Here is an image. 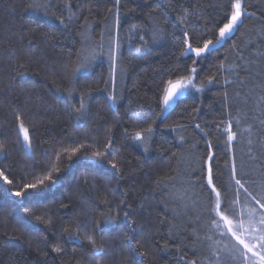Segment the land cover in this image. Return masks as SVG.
Instances as JSON below:
<instances>
[{
    "label": "trees",
    "instance_id": "obj_1",
    "mask_svg": "<svg viewBox=\"0 0 264 264\" xmlns=\"http://www.w3.org/2000/svg\"><path fill=\"white\" fill-rule=\"evenodd\" d=\"M125 2L129 7L133 6L132 0ZM28 3L29 0H0V145L6 146L8 152L6 156H0V168L6 172L10 170L19 181L26 172L38 173L48 157L64 146L92 144L93 139L103 143L106 129L113 125H116L113 127L114 147L118 149L115 155L121 167L119 173H115L106 160L93 162L79 154L70 161L62 158L59 175L63 179L60 183L19 207L14 202L19 198L11 197L3 190L12 186L4 184L0 188V264H34V261L41 264H121L122 257L128 255L127 246L122 240L123 233L127 231L122 213L106 226L102 224L105 227L103 233L91 223L81 230L80 240H69L63 232V228L71 226V222L77 218L100 220L104 212V205L100 201L105 198L114 202L113 215L115 205L121 199H126L132 205L135 212L133 218L137 221L134 226L136 239L140 243V250H147L149 254V259L143 264H180L181 256L192 258L190 244L184 246L176 239H168V225L161 222L164 209L159 203L153 180L175 166L171 152L177 150V137L165 125H172L173 122L187 125L185 137L197 142V150L204 154V136L192 125L201 123L203 127L205 120L219 121L225 117L218 96L222 91L221 84L213 83L207 85L203 92L193 91L182 97L166 119L157 121L158 127L147 152L143 145L126 138L122 127L116 122L122 121L131 131L128 120L130 108L142 113L159 111L158 85L167 78L165 73L169 68L192 66L193 54H179L185 29L174 21L177 15L184 14L178 6L183 4L185 8L198 13L189 17L186 30L190 36L195 40L201 37L215 39L214 33L223 20L228 0H173L176 11L168 10L173 20L165 26L167 31L157 42L149 40L147 47L151 48V54H137L135 48L139 43L136 40L123 44V73L118 63L117 85L118 90L124 91V99L115 108H110L106 94L95 93L90 101L91 115L79 120L66 111L65 100L53 83L55 81L56 85L67 87L61 69L70 58L75 60L79 47L78 38L72 32L75 25L65 31L64 26L51 16L32 10L24 11ZM54 3L62 6L60 0H54ZM249 3L252 5L249 10L257 12V15L264 10V0H249ZM73 4V11L77 15H81L80 8L85 9L82 15H88V9H91L89 19L95 21L93 33L99 39L103 29L99 22L108 14L111 0H73ZM194 5L199 7L194 9ZM148 10L141 0L136 20L142 19ZM131 22H134L131 18L122 16L121 36ZM253 24L255 19L249 22V26ZM235 39L239 42V34ZM230 45L231 41L227 46L218 45L215 50L205 54L196 65L198 79L218 75L214 66L225 55H230L227 51ZM193 46L197 45L194 43ZM21 64L23 67H20ZM108 73L109 62L102 57L87 73L77 74L78 87L83 90L94 86ZM194 108H199L200 112L193 113ZM17 113L25 117V124L30 127L34 145L31 151L25 149L22 137H19L15 120ZM31 124H35L34 130ZM209 131L212 134L208 138L213 142L215 159L222 173L220 179L227 181L224 167L226 146L223 138L218 139L213 129L209 128ZM164 147L169 151H163ZM44 149L48 150L47 153ZM92 171L105 174L107 181L95 177ZM85 175L95 179L85 184ZM125 192L127 196L122 195ZM62 204L67 207H62ZM26 208L31 209L33 214L29 215L24 210ZM36 216L51 218L53 225L44 224L35 219ZM89 235L98 243L105 242L102 255L93 254L86 238ZM44 236L47 237V246L41 239ZM165 240L167 249L162 247ZM56 244H60L65 251L59 254L51 251ZM37 248L45 254L37 256ZM22 256H26L27 261L21 260ZM133 259L142 260L140 257Z\"/></svg>",
    "mask_w": 264,
    "mask_h": 264
},
{
    "label": "snow or ice",
    "instance_id": "obj_2",
    "mask_svg": "<svg viewBox=\"0 0 264 264\" xmlns=\"http://www.w3.org/2000/svg\"><path fill=\"white\" fill-rule=\"evenodd\" d=\"M140 3L141 0H132L133 6L129 7L125 0H111L112 6L107 8L108 14L99 22L103 29L99 33V39H96L92 27L95 21L89 19L91 9H88V15H82L85 9L80 8L81 15H77L73 11V0H60L62 6L54 3V0H29L24 11L32 10L51 16L64 26L65 31L75 25L72 32L79 43L75 60L70 58L61 69L67 87L56 85L53 81L56 91L65 100L66 111L75 119L91 115L90 101L95 93H105L110 108H115L124 99V91L118 90L117 65H121L123 73L122 49L125 41H138L139 46L135 51L140 56H145L151 54V48L147 47L149 40L155 43L166 33L165 26L173 20L168 10L176 11L173 0H143L149 10L142 19L136 20ZM178 7L184 14L177 15L174 21L185 29L179 54H193L192 66L169 68L165 73L167 78L158 85L159 111L142 113L130 108L128 120L132 130L120 120L116 124L122 127L126 138L140 143L147 152L158 127L157 121L166 119L170 111L175 110L173 105H179L181 97L193 91L203 92L207 85L213 83L221 84L222 91L218 96L225 117L219 121L205 120L203 127L201 123L192 125L204 136L206 148L203 155L197 150V142L185 137L187 125L179 122L165 125L176 133L178 147L171 152V156L175 158V166L163 175L158 174L153 180L159 203L164 209L161 222L168 225V239H176L184 246L191 245L192 258L181 256L180 264H264V10L257 15V12L249 10L252 7L249 0H228L223 20L214 33L216 38L201 37L200 40H195L186 29L190 23L189 17L198 13L190 11L183 4ZM198 7L199 5L193 6L194 9ZM122 16L134 21L128 24L123 36ZM253 19L255 24L250 27L249 22ZM237 34L239 42L235 39ZM229 41L231 45L227 51L230 55H225L214 66L218 75L198 79V62L206 53L215 50L217 45L227 46ZM194 43L197 46L194 47ZM102 57H106L109 62L107 77L96 85L81 90L77 74L87 73ZM135 87L134 84L133 88ZM192 111L198 114L200 109L194 108ZM15 120L19 137H22L21 142L27 151H31L34 147L33 138L30 127L25 124V117L17 113ZM115 126L106 129L103 143L93 139L92 144L64 146L48 157L45 166L38 173L26 172L19 181H16L10 170L6 172L4 168H0V188L4 184L11 185V188L3 190L11 197L19 198L14 202L18 207L22 206L24 202L42 195L52 185L60 183L63 179L59 175L62 171V158L70 161L78 154L88 160H106L114 172L119 173L121 165L116 158L118 149L114 147L113 141ZM31 128L34 130L35 124H31ZM209 128L214 130L218 139L223 138L226 146L224 167L227 170V181L220 179L222 173L215 159L213 142L208 138L212 134ZM47 151L44 149L45 153ZM163 151L169 149L164 147ZM7 154V147L0 145V156ZM90 179L94 180L95 177L85 175L84 183L88 184ZM92 186L95 187L94 184ZM122 195L127 196V193ZM100 203L104 205L101 219L73 220L71 226L63 228L67 238L80 240L81 230L89 223L103 233L105 227L102 224L106 226L122 213L127 227L122 240L127 246L128 255L122 257L121 264H143V261L149 259V254L147 250H140V243L136 239L134 226L137 221L133 218L135 212L132 205L126 199H121L115 205L113 215V200L105 198ZM61 206L67 207L63 204ZM24 210L29 215L33 214L31 209ZM35 219L50 227L53 225L51 218L36 216ZM86 238L93 254L102 255L105 242L98 243L90 235ZM41 239L47 246V237ZM162 247L168 248L167 240ZM51 251L59 254L65 249L56 244L51 247ZM36 252L37 256L45 254L39 248ZM134 257L142 260L135 261ZM27 259L26 256L21 257V260ZM34 264L41 262L34 261Z\"/></svg>",
    "mask_w": 264,
    "mask_h": 264
},
{
    "label": "rangeland",
    "instance_id": "obj_3",
    "mask_svg": "<svg viewBox=\"0 0 264 264\" xmlns=\"http://www.w3.org/2000/svg\"><path fill=\"white\" fill-rule=\"evenodd\" d=\"M217 46H218V45H217ZM186 95H187V94H186ZM186 95H185V96H186ZM183 97H184V96H183ZM92 161L95 162V161H97V160H92ZM90 162H91V161H90ZM91 174H92V175H95V177H97V178H103V179H105V176H104L105 174L99 173V174H100V175H99V174L97 173V171H96V172H95V171H92ZM106 178H107V177H106ZM105 181H107V179H105ZM108 183H109V180H108Z\"/></svg>",
    "mask_w": 264,
    "mask_h": 264
},
{
    "label": "water",
    "instance_id": "obj_4",
    "mask_svg": "<svg viewBox=\"0 0 264 264\" xmlns=\"http://www.w3.org/2000/svg\"><path fill=\"white\" fill-rule=\"evenodd\" d=\"M180 99H182V97L180 98ZM175 105H173V107H174Z\"/></svg>",
    "mask_w": 264,
    "mask_h": 264
}]
</instances>
